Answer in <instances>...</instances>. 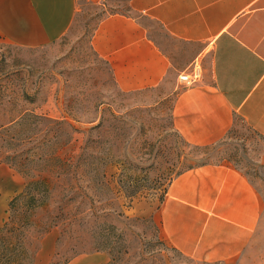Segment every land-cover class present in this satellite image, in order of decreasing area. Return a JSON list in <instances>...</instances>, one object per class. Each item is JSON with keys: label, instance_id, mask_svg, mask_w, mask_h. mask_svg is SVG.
Here are the masks:
<instances>
[{"label": "rangeland", "instance_id": "obj_1", "mask_svg": "<svg viewBox=\"0 0 264 264\" xmlns=\"http://www.w3.org/2000/svg\"><path fill=\"white\" fill-rule=\"evenodd\" d=\"M135 6L136 0H79L80 11L69 33L41 48L20 47L0 35V125L24 111L56 119L72 109L77 114L72 124L84 132L91 126L88 122L102 116L104 125L94 133L98 140L95 151L103 164L114 161L99 167L101 173H106L105 181L116 187L114 191L91 187L88 175L78 184L71 182L73 190L58 186L49 209L37 215V220L44 224L57 219L53 221L55 228L41 241L33 239L38 249L34 264H105L111 253L96 248L102 246L111 224L127 236L130 262L145 259L148 264H230L186 257L163 232L161 205L170 180L181 172L186 163L184 156L190 151L196 164H227L241 171L264 202V136L253 132L237 117L226 142L192 150L184 146L173 128L171 110L177 94L174 89L180 84V70L188 71V67L178 65L179 72H173L158 89L123 92L110 67L94 55L91 40L100 21L115 14L138 18L140 13ZM179 58V62L187 61L185 56ZM99 102L102 105L97 112ZM110 108L117 115L128 116L131 128L111 121ZM37 128L34 133L41 141L37 152L50 155L53 148L47 140L52 139L57 126L48 122ZM76 138L74 149L84 144L86 133ZM30 147L21 145L18 152L26 156ZM10 149L0 141V227L7 218L8 203L28 181L3 162L7 155H14ZM25 172L38 173V169L25 168ZM130 175L136 178L134 187ZM132 188L137 194L128 207L125 196ZM69 197L76 200L69 201ZM135 219L140 221L134 223ZM232 264H264V218L241 261Z\"/></svg>", "mask_w": 264, "mask_h": 264}, {"label": "crops", "instance_id": "obj_2", "mask_svg": "<svg viewBox=\"0 0 264 264\" xmlns=\"http://www.w3.org/2000/svg\"><path fill=\"white\" fill-rule=\"evenodd\" d=\"M135 9L138 18L101 20L91 40L121 91L158 89L178 65L189 71L197 63L201 80L174 89L172 121L180 136L213 145L237 117L264 136V0H136ZM79 11V0H0V35L41 48L67 35ZM160 214L165 236L181 254L232 264L261 226L264 202L235 167L206 165L172 181Z\"/></svg>", "mask_w": 264, "mask_h": 264}, {"label": "trees", "instance_id": "obj_3", "mask_svg": "<svg viewBox=\"0 0 264 264\" xmlns=\"http://www.w3.org/2000/svg\"><path fill=\"white\" fill-rule=\"evenodd\" d=\"M91 50L94 55L101 59L94 51L92 45ZM105 63L109 66L107 61H105ZM101 105L102 103L99 102L96 105V109L95 107L94 109L98 112ZM109 115L111 121L123 123L131 128V126L128 125V116L124 117L117 115V112L112 108L109 109ZM76 117L77 114L73 113L72 109L68 115H63L56 119L46 115L24 111L15 116L8 123L0 125V141L6 143L7 146L11 148L10 150L13 149L14 153L13 156L7 155L3 162L28 179L23 190L16 194L8 203L7 218L3 220V224L0 227V264H34V256L37 254L38 249L35 247L33 239L41 241L52 228H55V223H53V221L57 219V217H54L51 219L52 221H50V223L44 224L37 220V215L40 211H47L49 209L53 194L58 186L73 190L74 187L71 182H76L78 184L88 175L90 177L89 182L93 188L102 187L108 190L110 189L111 191H114L116 188L112 187L109 181H105L106 173L104 170L101 173L99 169L101 165L106 167L108 164H114V161L111 159L109 163H104V165L102 159L95 151L98 140L94 137V133L98 132L103 127L104 117L101 116L92 122H88L91 126L86 128L84 132L72 124L71 120H75ZM48 122L54 123L57 126L52 139L47 140L51 143L53 148V153L50 155L37 152L39 147L37 145L41 143V141L39 140V136L34 133V131L38 129L37 127L39 124L42 125ZM95 122L98 123L95 124ZM233 128L227 133L225 138L220 141L221 143L226 142L227 138L231 136ZM81 133H86L84 144L80 145L78 149H74L75 143L78 141L76 136ZM181 139L187 149L202 150L214 146V144L205 146L192 145L186 142L182 137ZM26 144L31 145V147L26 150V156H23L20 151L18 152V148ZM111 149H109V151ZM184 158L186 163L181 172L176 174L175 178L188 171L206 165H222L208 163L196 164L194 161L195 156L192 151L187 153ZM25 168L26 170H28V168H37L38 173L28 174L25 172ZM175 178L170 180V184ZM129 179L133 181L131 185L134 187L136 178L130 175ZM128 190L129 189H127L126 192H128ZM136 194V190L132 188V191H129L125 196L129 203L128 207L133 203ZM74 200L76 199L69 197V201ZM126 204L127 202H125V205ZM62 210L63 208L61 211ZM117 215L118 217H122L121 213H117ZM139 221L140 219L133 220L134 223H138ZM110 226L112 227H108L109 231L105 232L108 234L105 235L102 246L96 248L98 251L108 250L111 253L110 260L105 264H148L145 259L141 262H130L128 256L131 247L128 245L127 236L123 231L119 230L117 226L113 224ZM35 234L36 237L34 238L33 236ZM111 236L115 239H111ZM67 263L68 261L64 263L53 262L51 264Z\"/></svg>", "mask_w": 264, "mask_h": 264}, {"label": "built area", "instance_id": "obj_4", "mask_svg": "<svg viewBox=\"0 0 264 264\" xmlns=\"http://www.w3.org/2000/svg\"><path fill=\"white\" fill-rule=\"evenodd\" d=\"M202 71L201 66L197 63L192 65L189 71L182 72L179 75V82L181 85L191 86L201 80Z\"/></svg>", "mask_w": 264, "mask_h": 264}]
</instances>
